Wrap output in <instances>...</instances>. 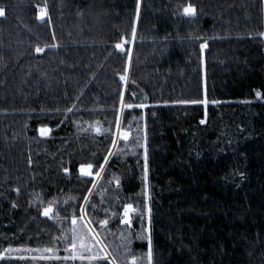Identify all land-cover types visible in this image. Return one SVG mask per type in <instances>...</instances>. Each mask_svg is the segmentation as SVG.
<instances>
[{"label": "trees", "instance_id": "obj_1", "mask_svg": "<svg viewBox=\"0 0 264 264\" xmlns=\"http://www.w3.org/2000/svg\"><path fill=\"white\" fill-rule=\"evenodd\" d=\"M188 3L195 16L182 14ZM0 8V252L52 246L94 181L88 216H107L114 247L123 234L146 256L150 232L153 264H264V0ZM121 94L146 107L121 111ZM191 100L206 103H178ZM87 163L93 175L81 177ZM51 201L62 219L43 215ZM124 204L136 209L131 227L120 223ZM31 255L0 264H64Z\"/></svg>", "mask_w": 264, "mask_h": 264}, {"label": "snow or ice", "instance_id": "obj_2", "mask_svg": "<svg viewBox=\"0 0 264 264\" xmlns=\"http://www.w3.org/2000/svg\"><path fill=\"white\" fill-rule=\"evenodd\" d=\"M38 15L37 19L40 21H44L48 16L47 6H37ZM139 8V5H137ZM182 14L184 16L192 17L196 15V8L188 3L182 8ZM5 15L4 9L0 8V17ZM132 40L136 38V29L132 28ZM264 35V34H261ZM55 39V37H53ZM130 41L124 37H120V42L115 44V48L121 52H123L124 45L128 44ZM45 47L55 48L57 45L51 44L46 45ZM207 47V44L202 43L200 45L201 52H203L204 48ZM44 47L37 46L35 51L37 54L44 52ZM130 56V52L128 53ZM120 80L126 81L127 77L125 75L120 76ZM257 96H260V93H257ZM146 99V98H145ZM206 103V101H178V103ZM121 103V111H123L124 107L133 108V107H146L145 104L139 103H128L125 105L123 95L120 96ZM66 111L71 112L72 109L69 108ZM203 123V121H201ZM116 135L122 140H128L129 132L121 131L119 120L116 122ZM41 136L47 135L50 129L46 127H42L39 129ZM96 132L99 134V128L96 129ZM113 147L116 146V140L112 141ZM146 153V149H145ZM111 154V153H109ZM147 155L145 154V168H144V181H145V196L147 197ZM106 162V161H105ZM93 164L87 163L82 164L79 168V174L81 177H90L93 175L92 172ZM67 171V170H65ZM103 171V166H100V171L95 174L96 177L100 176V172ZM117 187H119V180H116ZM97 187V184L93 181L92 187L88 189V196L83 197L84 205L79 208V215H77L76 211L73 210L70 214V227L67 229L61 228V234L54 238L53 245L47 246L44 248H13L9 247L0 252V261L5 260L6 258L11 259H25L26 254H32V260H48V261H63L64 264H68V262L79 261L80 264H119V260L117 256H119L122 252L124 264H153V251H152V241L151 234L149 232L146 237L148 245H147V253L146 256L140 255L138 256L133 249L131 248V238L125 237L123 234L120 236V244L115 247L108 243L107 236L110 235V232H107L109 220L107 216L103 219L93 220L90 216H88V210L86 206L90 205L89 197L93 194V189ZM55 201L49 202L48 206L43 209V215L48 217L49 219H62L59 216L58 212H55L54 209ZM15 206V205H14ZM92 207H95L92 205ZM136 209L132 204H124L123 205V215L120 220V223L128 225L131 227V215L134 213ZM55 213V215H54ZM150 214V210H149ZM97 225L98 227H95ZM145 231H148L145 229ZM103 233V234H102ZM138 239H145L143 234L137 236ZM63 244V248L61 249L59 244ZM63 251L65 254L63 256L59 255V253Z\"/></svg>", "mask_w": 264, "mask_h": 264}]
</instances>
